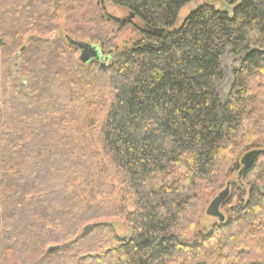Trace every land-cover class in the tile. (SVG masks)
Wrapping results in <instances>:
<instances>
[{
    "label": "trees",
    "instance_id": "1",
    "mask_svg": "<svg viewBox=\"0 0 264 264\" xmlns=\"http://www.w3.org/2000/svg\"><path fill=\"white\" fill-rule=\"evenodd\" d=\"M193 1L111 0L165 34L142 31L100 70L81 65L66 36L101 38L61 36L52 0H0V264L264 262V152L239 166L263 137L264 0L203 5L170 32ZM227 50L239 67L222 103ZM231 174L227 217L199 234ZM114 218L132 227L129 239Z\"/></svg>",
    "mask_w": 264,
    "mask_h": 264
},
{
    "label": "rangeland",
    "instance_id": "2",
    "mask_svg": "<svg viewBox=\"0 0 264 264\" xmlns=\"http://www.w3.org/2000/svg\"><path fill=\"white\" fill-rule=\"evenodd\" d=\"M241 1L242 0H236L235 6H233L232 9L230 8L229 12L236 8V5H238ZM52 2L54 14H56V26L58 27V32L62 33L61 36H63L65 32H69L72 29H78L81 31L90 30V32L93 34L92 36L101 38L102 43L99 45L95 43V45L102 47L103 54L106 56L110 54L115 55L121 49L131 48V46L139 41L142 37V24L139 23L137 19H131L129 24L123 23L122 20L126 21V17H128L129 12L120 7H115L112 4L111 0H52ZM203 5H207L210 7L213 6L218 10H227L223 0H196L190 2L188 3V5L182 8L177 17L176 24L172 28H170L169 31H176L177 28H179L183 24L184 20L191 13H193ZM117 20H119L123 24L117 25ZM78 55L79 52L77 51L76 56L78 57ZM223 55L224 56L221 60L222 78L220 81L215 83V91L219 95L222 103H224V101L226 100L232 86L233 73L234 71L238 70L239 67V57H235L228 50ZM111 63L112 62H110V64ZM92 69H94V71L96 70L95 67H92ZM262 136V138L256 140V142H258L256 146L259 145V147H255L254 149H264V126L262 129ZM241 159L239 166L242 169ZM228 178L230 179L225 183L226 186L231 181H234L235 175L231 174V176H229ZM237 185L240 187V189H242L243 192L245 190L246 195L244 197V200H246L248 198L247 192L249 191L247 182L245 180H243V182L241 180H237ZM223 186L220 188V190L214 192V194L211 196L208 205H206V209L209 206L210 202L220 193V191L226 188V186L225 188ZM114 187L115 196L119 200L121 199V205L124 209V212L131 213L134 210L135 201L133 200V197L126 194L125 189H121L120 187H118L116 185V180H114ZM234 191L235 189L230 188V194H232V192ZM239 193L242 192L239 191ZM233 204H235V200L233 201ZM220 209L221 213L224 215V218L227 217L225 209L223 207H221ZM206 211L200 216L198 220V233H205L209 231L213 225L219 224L216 219L210 217L208 218L205 215ZM106 220L113 226L114 233L121 239L127 240L131 237L133 229L129 224L125 223L122 218ZM198 241L199 238L196 240V244L198 243ZM214 260L215 257H211L206 259H199V261H193L192 263L213 264ZM262 264H264V262Z\"/></svg>",
    "mask_w": 264,
    "mask_h": 264
},
{
    "label": "water",
    "instance_id": "3",
    "mask_svg": "<svg viewBox=\"0 0 264 264\" xmlns=\"http://www.w3.org/2000/svg\"><path fill=\"white\" fill-rule=\"evenodd\" d=\"M226 9L228 10V8L226 7ZM135 16L131 13L130 16L128 17V21H130L131 19H134ZM147 29V28H146ZM148 34H156V35H163L165 34V29H150L148 28ZM55 38L52 37V39H47L45 42L48 44L51 40H54ZM36 38L31 37L29 41H35ZM66 42L67 45L73 49H76L79 52L78 55V61L81 65H88L91 64L92 62H99L101 60V56H100V52L99 49L95 46H92L86 42H80V41H76L70 37L66 36ZM23 51V49H22ZM260 152H264V151H258L257 149H254L251 152L246 153L245 155H243L242 159H241V166L242 169H248L252 162L254 161V157L260 153ZM239 177H241V173L239 174ZM229 190H230V185L227 184L226 188L222 191H220V193L210 202L209 206L207 207V211L205 213V215L209 218H213L216 219L220 224L224 222V215L221 213V206L229 199ZM92 226H87L84 229V233H87L91 230ZM200 234V233H199ZM194 244H196V241L194 242ZM54 249H51L49 251H52Z\"/></svg>",
    "mask_w": 264,
    "mask_h": 264
},
{
    "label": "flooded vegetation",
    "instance_id": "4",
    "mask_svg": "<svg viewBox=\"0 0 264 264\" xmlns=\"http://www.w3.org/2000/svg\"><path fill=\"white\" fill-rule=\"evenodd\" d=\"M130 12H129V15H128V17L130 16ZM128 17H126V21L125 20H122V22L123 23H130V21H128L127 22V19H128ZM135 19V18H134ZM116 21V20H115ZM117 23H121L119 20H117ZM123 23H121V24H123ZM142 31H144V32H147L148 33V30L143 26L142 27ZM98 49H99V52H100V56H101V60L99 61V62H92V64L94 63L95 65L97 64V66H98V68H100V70H103V66H109V64H110V62L112 61V55L110 54V55H104L103 54V51H102V49H101V47H99L98 45H95ZM94 46V47H95ZM240 180H241V178H240ZM231 186V185H230ZM229 193H230V190H229Z\"/></svg>",
    "mask_w": 264,
    "mask_h": 264
},
{
    "label": "bare ground",
    "instance_id": "5",
    "mask_svg": "<svg viewBox=\"0 0 264 264\" xmlns=\"http://www.w3.org/2000/svg\"><path fill=\"white\" fill-rule=\"evenodd\" d=\"M101 103V102H100ZM74 111V110H73Z\"/></svg>",
    "mask_w": 264,
    "mask_h": 264
}]
</instances>
